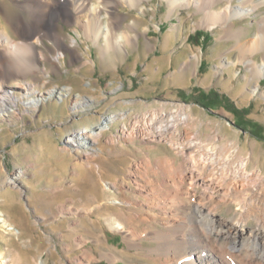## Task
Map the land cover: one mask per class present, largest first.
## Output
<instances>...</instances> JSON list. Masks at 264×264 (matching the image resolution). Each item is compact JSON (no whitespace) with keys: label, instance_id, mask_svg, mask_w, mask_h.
Listing matches in <instances>:
<instances>
[{"label":"bare ground","instance_id":"bare-ground-1","mask_svg":"<svg viewBox=\"0 0 264 264\" xmlns=\"http://www.w3.org/2000/svg\"><path fill=\"white\" fill-rule=\"evenodd\" d=\"M152 1L10 0L13 6L10 12V7L0 0V24L4 27L0 29V111L11 105L20 107L21 102L29 108H36L51 101L56 94L72 98L74 108L88 106L101 91L99 87H92V81H86L84 92H75L73 85L45 86L50 71L60 70L63 56L68 53L84 59L83 65L93 68L96 64L88 53L78 52V40L63 32L60 21L70 23L75 20L94 39L101 63L107 69L115 70L119 61L127 59L130 48H138L141 43L147 48L153 46L148 32L131 23L130 15L120 8L128 6L144 15L152 13L155 16L158 9ZM160 2L167 6L164 17L168 19L179 15L181 23L193 22L194 28L218 27V39L225 45L230 42L232 45L219 49L217 66L232 72L233 77L238 65L244 64L247 70L243 75L245 85L257 81L252 96L259 90L258 82L264 77V14L258 17L257 12L264 8V0ZM193 16L198 17L193 20ZM252 16L257 19L250 20ZM140 17L134 18L143 19ZM84 21L87 22L85 26L82 25ZM252 30L254 34L249 35ZM142 37L145 38L143 42ZM174 40L175 34L169 33L168 41ZM22 47L29 53L26 60L18 55ZM235 53L237 58L233 59ZM200 60L201 54L195 52L193 57L184 61V71L196 72ZM239 91L242 96L249 97L246 88ZM184 107L178 104L170 111L160 107L133 120L124 110L107 114L95 128L75 131L69 137L68 142L76 148L92 147L101 141L114 122L122 119L123 135L129 140L167 141L174 154L182 157L177 162L175 157L168 155L156 158L149 155L142 160L143 171L137 164L127 166L120 181L128 185L134 197L126 201L130 207L118 208L129 211V223L115 216L105 218L106 223L121 230L127 247L120 249L119 255L109 250L100 251L101 257L110 264H119L120 260L125 261V257L132 255L147 256L156 264H233L237 259L240 264H264L263 170L259 167L250 170L252 155L244 156L234 142H222L224 138L219 134L211 136L218 141L211 146L199 136L189 135L181 126H189L194 118ZM115 138L112 135L109 141ZM232 149L236 151L234 154L230 153ZM85 166L101 173L102 168L93 161ZM91 183L94 191L92 177ZM117 183L113 181L112 185L117 186ZM173 184L178 186L175 188ZM102 186L106 190L105 183ZM119 193L124 195L122 190ZM184 194L187 198L183 197ZM234 201L238 208L228 211L229 215L214 209L215 204L223 206ZM105 204L86 203L77 214L89 216ZM95 241L98 247L107 245L105 239ZM85 242L80 236L71 243L73 251L80 249L83 252L81 257H72L75 264H90L97 260L94 247L85 248ZM32 264L43 262L34 261Z\"/></svg>","mask_w":264,"mask_h":264},{"label":"rangeland","instance_id":"rangeland-1","mask_svg":"<svg viewBox=\"0 0 264 264\" xmlns=\"http://www.w3.org/2000/svg\"><path fill=\"white\" fill-rule=\"evenodd\" d=\"M3 2L12 12L10 0ZM152 4L158 9L155 16L144 15L128 6L120 8L130 15L131 23L148 32L153 46L147 48L141 43L138 48H130L127 59L119 61L115 70L101 63L94 39L75 20L60 21L63 32L78 40V52L88 53L96 64L93 68L83 65L84 59L68 53L63 56L60 70L46 75L45 86L73 85L75 92H84L86 81H92V87H99L101 91L88 106L74 108L72 98L56 94L51 101L36 108L21 102L20 107L11 105L0 111V264H32L34 261L75 264L72 257H81L83 252L73 251L71 243L80 236L86 241L85 248L94 247L97 260L90 264H110L101 257L100 251L109 250L119 255L120 249L127 247L121 230L105 222L106 216H115L129 223V211L118 207H130L126 201L134 197V193L120 181L122 174L132 163L143 171L142 160L149 155L151 158L168 155L177 162L182 157L174 154L167 141L129 140L123 135L122 119L114 122L101 141L92 147L76 148L68 142L75 131L95 128L104 115L124 110L133 120L149 110L165 107L170 111L178 104L184 105L194 118L189 126H181L184 131L199 136L209 146L218 143L211 136H223L222 142H234L241 154L252 155L250 170L259 167L264 172V77L252 96L257 81L245 85L244 64L238 65L233 77L232 72L217 66L219 49L232 45L218 39V27L194 28L193 22L181 23L179 15L168 19L164 17L166 4H161L160 0H153ZM257 13L258 17L264 14V8ZM135 16L143 19H135ZM197 17L193 16V20ZM256 19L257 16L250 18ZM86 24V21L82 23ZM3 28L0 24V29ZM254 32L250 31L249 35ZM169 33L175 34L172 42L168 41ZM195 52L201 54L199 68L196 72L184 71V61ZM28 54L23 47L18 52L25 60ZM232 58L236 59L237 54ZM257 58L262 60L261 56ZM117 85L120 86L117 88ZM243 87L249 97L239 93ZM112 135L117 137L110 142ZM234 149L230 153L234 154ZM89 161L100 165L101 173L90 171L85 166ZM91 177L95 181L94 191ZM113 181L118 182L117 186L112 185ZM102 183L106 190L102 189ZM96 202L106 204L89 216L77 214L86 203L95 205ZM214 207L223 215H229L228 211L237 209L238 204L234 201ZM98 238L105 239L107 245L98 247L95 241ZM235 263L240 264V260ZM119 264L156 262L147 256L132 255Z\"/></svg>","mask_w":264,"mask_h":264}]
</instances>
